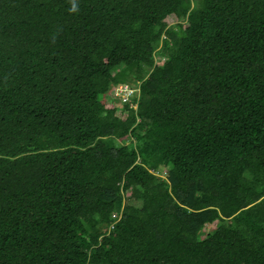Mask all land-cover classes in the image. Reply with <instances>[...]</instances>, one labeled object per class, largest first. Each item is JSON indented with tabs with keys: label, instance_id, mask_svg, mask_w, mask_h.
Here are the masks:
<instances>
[{
	"label": "trees",
	"instance_id": "obj_1",
	"mask_svg": "<svg viewBox=\"0 0 264 264\" xmlns=\"http://www.w3.org/2000/svg\"><path fill=\"white\" fill-rule=\"evenodd\" d=\"M0 264H264V0H0Z\"/></svg>",
	"mask_w": 264,
	"mask_h": 264
},
{
	"label": "rangeland",
	"instance_id": "obj_2",
	"mask_svg": "<svg viewBox=\"0 0 264 264\" xmlns=\"http://www.w3.org/2000/svg\"><path fill=\"white\" fill-rule=\"evenodd\" d=\"M174 19L173 18H171V17H167V21L170 23V21H173ZM163 58H161V57H157V59H156V63H160L161 62V60H162ZM121 87V88H120ZM115 91L117 92V94L118 95H120L121 97H122V99H126L125 97H126V95H127V93L129 92V90H126V87L124 86V85H119L118 86V88H116L115 89ZM116 94V93H115ZM115 94H113V96H115ZM110 96H108V98H109ZM116 114L118 115V116H123L124 115V111H120L119 109H117L116 110ZM129 139H133V138H129ZM128 139V140H129ZM128 140H127V142H128ZM116 144H118V141L116 142ZM211 228V226L209 225L208 226V229L207 230H209Z\"/></svg>",
	"mask_w": 264,
	"mask_h": 264
},
{
	"label": "built area",
	"instance_id": "obj_3",
	"mask_svg": "<svg viewBox=\"0 0 264 264\" xmlns=\"http://www.w3.org/2000/svg\"><path fill=\"white\" fill-rule=\"evenodd\" d=\"M118 86H119V85H118ZM118 86H117V87H115V89H116V88H118ZM125 87H126V90H129V92L131 91V89H130V88H128L127 86H125ZM120 88H121V87H120ZM115 89H114V90H115ZM129 92H128V93H129ZM115 93L117 94V92H116V91H115ZM113 215H116V214H113Z\"/></svg>",
	"mask_w": 264,
	"mask_h": 264
}]
</instances>
